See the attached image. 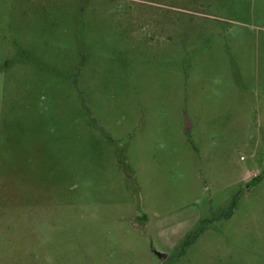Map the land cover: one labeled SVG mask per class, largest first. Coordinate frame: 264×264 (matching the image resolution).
<instances>
[{
    "label": "rangeland",
    "instance_id": "1",
    "mask_svg": "<svg viewBox=\"0 0 264 264\" xmlns=\"http://www.w3.org/2000/svg\"><path fill=\"white\" fill-rule=\"evenodd\" d=\"M0 264H264V0H0Z\"/></svg>",
    "mask_w": 264,
    "mask_h": 264
}]
</instances>
